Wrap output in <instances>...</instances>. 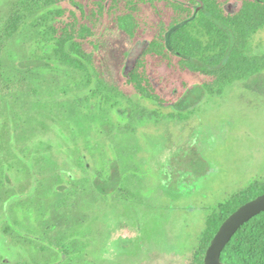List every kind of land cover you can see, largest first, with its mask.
<instances>
[{"label": "rangeland", "instance_id": "374dc122", "mask_svg": "<svg viewBox=\"0 0 264 264\" xmlns=\"http://www.w3.org/2000/svg\"><path fill=\"white\" fill-rule=\"evenodd\" d=\"M12 2L0 0L1 17ZM2 22L0 165L7 176L0 168V264H194L209 219L264 191V61L252 72L232 71L229 81L179 69L170 78L162 69L178 92L185 91L182 82L205 91L179 120L123 87V68L137 50L119 27L105 24L97 66L102 88L120 94L118 109L128 106L125 118L107 105L98 111L80 86L62 94L51 77L30 81L14 71L30 46L21 33L4 47ZM247 49L261 62L264 29ZM144 140L151 167L142 163L149 159ZM100 147L130 170L120 192L98 198L87 173L72 170L75 186L54 198L56 186L68 183L59 173L70 157L85 155L92 173L88 158L98 157ZM136 154L142 162L131 170ZM23 202L29 204L20 209Z\"/></svg>", "mask_w": 264, "mask_h": 264}, {"label": "trees", "instance_id": "16d2710c", "mask_svg": "<svg viewBox=\"0 0 264 264\" xmlns=\"http://www.w3.org/2000/svg\"><path fill=\"white\" fill-rule=\"evenodd\" d=\"M84 1L13 0L0 16L3 46L21 33L30 46V56L15 62L14 71L30 81L51 77L53 87L62 94L70 84H84L90 97L99 100L103 93L95 91L101 79L97 46L102 27L99 25L103 23H116L137 50L134 56L129 55L132 62L121 75L125 85L153 100H160L156 81L163 79L164 68L170 69V78L171 72L179 69L229 81L232 71L252 72L264 61H255L247 49L264 29V0H99L88 6ZM199 3L202 7L196 18L175 31L166 44L169 30L190 19ZM5 62L1 54L0 72ZM111 179L107 183L113 187ZM59 189L54 191V198L68 194L64 188ZM261 194L264 191L242 198L234 209L209 219L200 256L194 258V264H203L205 251L221 223L239 206ZM221 261L264 264V212L239 228L223 249Z\"/></svg>", "mask_w": 264, "mask_h": 264}, {"label": "flooded vegetation", "instance_id": "af4514ba", "mask_svg": "<svg viewBox=\"0 0 264 264\" xmlns=\"http://www.w3.org/2000/svg\"><path fill=\"white\" fill-rule=\"evenodd\" d=\"M99 0H85L84 2L87 4L86 6L92 4V2H97ZM106 23H103V25H99V26H103L102 28H105ZM114 25L117 26L116 23H112ZM118 27V26H117ZM101 31V29H99V32ZM99 43V41H98ZM97 52H98V46H97ZM130 65V64H129ZM127 64V62L125 63V66L123 68L122 74H124V69L126 70L129 66ZM158 82V91L161 92V95H159L160 100H153L144 96H141L137 93H135V91L131 88L128 87L127 85H125L123 79H121V83L123 85V87L131 90L133 92V94L136 96V98L152 103L154 104L158 109H170L172 110L170 113L173 117L175 114V116L177 117V119H181L189 113H192L193 111H195L196 107H198L199 103L202 101L203 97L205 96L204 94V89L202 87V85L197 84V83H190L189 85L185 84V83H181V87L185 88L184 92H178V88L177 86H173L171 87L170 85L168 86V80L167 79H162L161 81H156ZM88 85V84H87ZM72 86H75L77 89L80 87H82V89H78L79 92L85 93L87 92V88L85 89V85L81 84V85H74L72 84ZM102 83L100 80V84L99 86H97L95 88V91L98 92H102L104 94V91H107L106 94H102L100 95L99 100H94L93 97L87 93V95L90 97V101L94 100V107L100 111L102 113V109L104 107V105H107L109 112H113L115 110H118L121 114H124V117L127 118L129 116V108L128 106L125 107H120L118 109V107L121 105V100H120V94L118 93H114L109 90H107L105 87L102 88ZM165 86V87H164ZM163 87V88H162ZM112 101V102H109ZM109 102V103H108ZM108 103V104H107ZM70 103H69V108H70ZM68 108V109H69ZM69 111L72 112V109H69ZM108 112V113H109ZM107 113V114H108ZM152 113H154L152 111ZM105 114V113H103ZM170 114L168 115V117H170ZM106 115V114H105ZM101 116H103L101 114ZM128 122V121H127ZM131 130V129H130ZM150 134L146 133L144 139L146 137H148ZM150 143V142H149ZM165 147L167 148V142L164 144ZM145 147V153L148 155L149 159L142 162L141 158L138 157L139 154H136L133 157V169L131 170H135L136 167L139 165L138 163H143V164H147L148 166L151 167V165H154L153 160L150 158L152 156V148H150V146H148L146 140H144L143 146ZM89 150H87L88 152ZM71 159V163H70V167L67 168V165L69 166V164L67 163L66 168L65 166L60 170V176H64L67 177L65 181H67V185L66 184H62V185H57L56 188H58V191H61L59 188H64V191H68L70 184H72L73 186H75L76 184V180L74 179L75 176H73V174L71 173L72 170L77 171L80 173L81 176H85V174L87 173L86 178H88V181L91 185L92 191L99 197L101 198H109V196L114 195L115 193L120 192L119 187L121 186V183L124 182V180L128 177L127 172H129L130 170H126V167L121 164V160L120 158H118V156L115 155H110L108 154L107 151V147H103V148H99L98 151V157H91L88 158L91 161H94V163H91V161H89L92 164V168H93V172L92 173H88L87 170L90 169V164L88 162H85L84 159H86V156L75 152L72 157H70ZM124 163V162H123ZM0 168L3 169V175H6V170L4 171V167L2 165H0ZM7 168V167H6ZM67 169V170H66ZM7 176V175H6ZM112 178V179H111ZM111 179V181H114L113 187L108 184V180ZM59 180L58 177H53V181ZM4 183L2 185V187L4 188ZM56 188L54 189L56 191ZM63 191V192H64ZM26 204L28 205V203H20L18 206L20 207V209H22V207H25ZM19 209V210H20ZM17 243V241H16ZM60 248H64V244L60 245ZM59 252V249L57 250ZM66 252L62 249V251L59 253V255L61 257H63ZM7 262V261H6ZM8 264V263H7Z\"/></svg>", "mask_w": 264, "mask_h": 264}, {"label": "water", "instance_id": "95a60500", "mask_svg": "<svg viewBox=\"0 0 264 264\" xmlns=\"http://www.w3.org/2000/svg\"><path fill=\"white\" fill-rule=\"evenodd\" d=\"M202 4L195 9L194 15L185 21H182L172 27L167 33L166 44H168L171 35L192 22ZM264 212V194H261L254 199L239 206L233 213H231L219 226L217 232L211 239L203 258V264H226L221 261V253L226 245L229 243L234 234L253 217Z\"/></svg>", "mask_w": 264, "mask_h": 264}]
</instances>
